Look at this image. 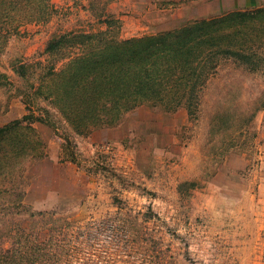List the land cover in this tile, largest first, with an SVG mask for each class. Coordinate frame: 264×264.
Segmentation results:
<instances>
[{
	"label": "rangeland",
	"instance_id": "obj_1",
	"mask_svg": "<svg viewBox=\"0 0 264 264\" xmlns=\"http://www.w3.org/2000/svg\"><path fill=\"white\" fill-rule=\"evenodd\" d=\"M41 2L19 1L0 32V127L28 113L22 93L49 65L52 37L102 31L127 39L229 11L217 0ZM257 22L263 36L264 15ZM20 64L35 75L22 78ZM34 104L37 114L50 111L53 125L12 131L37 132L45 156L25 162L23 208L7 209L9 176H0L5 246L7 231L21 224L45 239L48 223L29 214L54 211L87 233L66 247L72 264H264V63L252 71L222 60L194 115L145 103L85 135L48 101Z\"/></svg>",
	"mask_w": 264,
	"mask_h": 264
},
{
	"label": "trees",
	"instance_id": "obj_2",
	"mask_svg": "<svg viewBox=\"0 0 264 264\" xmlns=\"http://www.w3.org/2000/svg\"><path fill=\"white\" fill-rule=\"evenodd\" d=\"M19 1L28 0H0V32L10 24L8 19L19 9ZM41 1L45 7L46 0ZM263 15L264 7L236 9L127 39H112L102 31L52 37L46 47L52 56L49 65L35 72V82L22 93L28 113L0 127V160L4 162L0 176H9L3 188L10 195L7 209L24 207L25 162L45 156V144L37 132H12L32 130L35 121L53 125L47 108H41L44 114L30 110L36 97L48 101L81 135L116 125L127 112L145 103L172 112L183 107L194 115L200 93L222 60L232 59L252 71L264 63V35L257 22ZM29 67L20 64L15 71L29 80L28 76L35 75ZM29 216L48 223L47 237L32 238L22 224L9 229V246L0 241V264H72L66 247L75 240L82 243L86 231L76 232L66 218L59 222L54 211H31Z\"/></svg>",
	"mask_w": 264,
	"mask_h": 264
},
{
	"label": "crops",
	"instance_id": "obj_3",
	"mask_svg": "<svg viewBox=\"0 0 264 264\" xmlns=\"http://www.w3.org/2000/svg\"><path fill=\"white\" fill-rule=\"evenodd\" d=\"M214 5L220 7V10L251 9L264 7V0H217ZM216 7V8H217Z\"/></svg>",
	"mask_w": 264,
	"mask_h": 264
}]
</instances>
